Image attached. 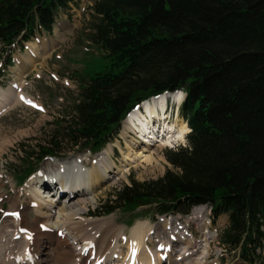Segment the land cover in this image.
Listing matches in <instances>:
<instances>
[{"label": "trees", "instance_id": "1", "mask_svg": "<svg viewBox=\"0 0 264 264\" xmlns=\"http://www.w3.org/2000/svg\"><path fill=\"white\" fill-rule=\"evenodd\" d=\"M92 1L91 40L105 64L82 83L60 134L28 156L102 149L137 105L182 90L187 145L166 152L163 176L131 178L99 213L151 205L157 215H187L208 205L214 222L228 217L222 244L242 264H264V0ZM78 2L0 0V59L9 54L10 65L13 49L52 34Z\"/></svg>", "mask_w": 264, "mask_h": 264}, {"label": "rangeland", "instance_id": "2", "mask_svg": "<svg viewBox=\"0 0 264 264\" xmlns=\"http://www.w3.org/2000/svg\"><path fill=\"white\" fill-rule=\"evenodd\" d=\"M94 21L93 1L79 0L78 3L71 4L69 11L62 13L52 34L44 33L36 37V42L33 43L36 46L46 47L34 56L31 64L26 66L22 62L23 55L28 52L29 43L24 52L16 50L13 53L12 63L9 67H7L6 61L9 55L0 59V88L3 89L0 91L5 92L12 84L22 83L24 92L33 102L32 105H29L26 102L17 101L10 108L0 112V182L3 184V187H0V198H2L0 199V224L12 216L10 215L12 211H9L11 204L18 202L17 210L20 215L27 216V227L39 231L41 222L36 220V208L29 207L31 199L29 191L34 188L35 181L40 179L39 176L44 174L53 180L49 174L52 169L50 165L57 169L54 164L61 165L58 161L69 165L70 161L87 158L89 160L85 161L89 163L84 162L82 168L88 170L94 166L99 155L108 150L113 167V170L110 171L117 175L107 174L112 179L109 182L103 180L100 183L102 189L96 195L95 201H86L87 203L81 204L87 208V211L83 213L84 219L111 216L114 217L115 223L123 228V234L118 238L119 250L122 254L120 259L126 255L133 229L141 224H146L149 229L147 242L153 250L161 244L162 237L165 236L163 239H167L173 230H179L182 227L187 237L193 235L195 240L188 246L189 251H198L197 256H199L200 252L206 248L208 252L206 257L200 258L202 264H242L238 252L231 251L220 241V233L228 225L227 215H222L214 222L210 208L207 206H197L187 216L179 214L159 216L155 214L151 205L136 209L116 210L110 214L100 215L99 213V208L105 203V200L116 189L129 183L131 178L148 180L163 176L167 168L170 167L166 152L181 145H187V138L177 142L173 147L166 146V143L158 146L161 142H155L154 145L149 146L148 150L142 149L144 154L137 158L138 161L131 164L126 163L124 162V152H128V144H132L134 151L138 153L139 145L147 137L143 136L141 132L135 135L134 129L128 128L126 125L127 119H125L118 137L102 149H93L92 146L86 145L79 147L63 145L62 151L54 156L48 155L42 159L41 150H47L43 147L33 159L28 156L29 152L37 149L39 145H45L47 139L53 134H60L66 125V118L74 110L82 83H85L93 72L98 71L105 64L104 51L91 40ZM38 103L44 105L45 111L38 108ZM169 105V112L165 115L168 117L162 121L166 120L170 123L181 121L182 117L180 114L177 115L180 105H176L172 101H169ZM140 110L145 111L143 106L140 107ZM156 149H158L157 152ZM26 152L28 153L26 154ZM148 155H153L155 158L151 164L143 160V156ZM13 164L19 167L15 168L12 166ZM92 177L94 180L98 179L95 170ZM40 185L43 184L40 183ZM62 185L66 186L60 180L58 188H63ZM38 187H40L39 184ZM41 189L42 192L45 191L43 196L47 200L54 199L56 201L61 194L59 192L55 196V193L49 192L45 186H42ZM70 191L68 189L65 193L72 194ZM195 211H198L197 215H194ZM79 219L76 221L79 222ZM170 247L174 250V259L181 251L184 250L182 255L186 252L184 249L186 246L182 243L176 245L172 242Z\"/></svg>", "mask_w": 264, "mask_h": 264}, {"label": "bare ground", "instance_id": "3", "mask_svg": "<svg viewBox=\"0 0 264 264\" xmlns=\"http://www.w3.org/2000/svg\"><path fill=\"white\" fill-rule=\"evenodd\" d=\"M45 47L36 46L33 42H29L28 52L23 55L22 62L28 66L32 63L34 56ZM27 96L22 83L12 84L5 92L0 91V112L10 108L17 101L26 102ZM185 96L184 91H176L154 97L144 103V109L149 115V119L142 116L140 111L132 113L128 117L126 121L128 128L134 129L138 125L140 132L148 134V136L139 145L138 153L134 151L132 144H128V152H124V162L131 164L138 161L137 158L144 154L142 149L148 150L149 146L154 145L155 142H161L158 146L166 143V146L173 147L177 142L185 140L187 133L190 132V127L185 120L181 118V121L177 120L176 123L162 121L168 117L164 114L166 101L180 105ZM38 108L44 110V105L38 103ZM159 110L161 114H159ZM177 115H179V111ZM154 117H157V125H154ZM151 123H154L153 128L150 127ZM156 129L158 130L155 132ZM109 155L110 152L105 150L96 159L94 166L88 170L82 168L84 162L89 163L85 161L89 160L87 158L70 161L69 165L58 161L61 165L54 164L57 169L50 165L52 169L49 174L53 180L49 176L41 174L40 179L35 181L34 188L29 191L31 194L29 207L36 208V220L41 222L39 231L27 227V216H11L3 220L0 224V264H202L200 258L206 257L208 253L206 248L202 249L203 252H200L201 255L199 256H197L198 251L190 250L192 251L190 253L188 246L195 240L193 235L187 237L182 227L179 230H173L167 239H163L165 236L162 237L161 244L153 250L147 242L149 229L146 224L136 225L137 227L133 229L130 236V245L126 255L120 259L122 254L119 250L118 238L119 235L123 234V228L115 223L114 217L108 216L90 220L83 218V213L87 211L83 204L86 201H95L96 195L102 189L100 183L103 180L109 182L112 179L111 176L107 175L113 173L110 171L113 170V167ZM143 157L147 163L151 164L155 161L153 155ZM94 170L98 178L96 180L92 179ZM113 174L114 176L117 175ZM67 177H70L71 181H68ZM60 180L66 184L65 187L62 185L63 188H58ZM38 184L45 186L49 192L55 193V196L59 192L61 194L56 201L54 199L47 200L43 196L45 191L42 192ZM0 187H3L1 182ZM66 189L71 190L72 194L65 193ZM52 196L54 197V195ZM18 206V202L12 203L9 211H18ZM197 214L198 211H195L194 215ZM78 218H80L79 222L76 221ZM167 223L171 224L169 221ZM23 229H27V231H22ZM172 242L176 245L182 243L186 246L184 255H182L183 250L174 259V250L170 247ZM185 254L189 255L186 256Z\"/></svg>", "mask_w": 264, "mask_h": 264}]
</instances>
